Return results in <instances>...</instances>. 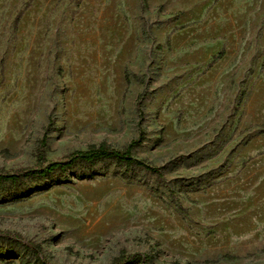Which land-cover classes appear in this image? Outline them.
Here are the masks:
<instances>
[{"label":"rangeland","instance_id":"1","mask_svg":"<svg viewBox=\"0 0 264 264\" xmlns=\"http://www.w3.org/2000/svg\"><path fill=\"white\" fill-rule=\"evenodd\" d=\"M262 125L264 0H0V172L42 139L61 160L138 138L162 171L104 160L0 184V231L52 264H264ZM22 263L0 240V264Z\"/></svg>","mask_w":264,"mask_h":264},{"label":"trees","instance_id":"2","mask_svg":"<svg viewBox=\"0 0 264 264\" xmlns=\"http://www.w3.org/2000/svg\"><path fill=\"white\" fill-rule=\"evenodd\" d=\"M169 43V38L167 39ZM223 50L219 52L217 57L222 56ZM136 109L140 110V103L137 102ZM261 133L264 132V125L260 126ZM139 138L131 141L124 150H116L105 144L98 146H90L85 150H75L67 154L61 160H49L44 152L45 139L40 141L37 148L36 160L32 166L19 168L13 171L0 172V184L10 183L16 184L22 179H38L48 176L53 172H65L77 165H94L104 160H111L126 166L142 167L150 173L161 177L162 171L159 168L151 167L144 161L134 158L131 150L139 146ZM0 240L9 241L11 243L22 246L27 252L31 254L36 264H52L43 255L41 247L29 240H25L19 234L8 231H0ZM150 257L144 253H132L128 255H121L111 262V264H151ZM26 264V263H22Z\"/></svg>","mask_w":264,"mask_h":264}]
</instances>
